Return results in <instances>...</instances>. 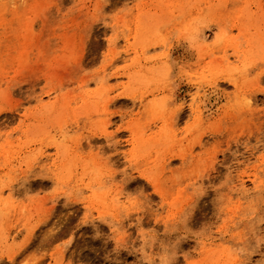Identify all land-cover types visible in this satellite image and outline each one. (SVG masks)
<instances>
[{
  "label": "rangeland",
  "instance_id": "rangeland-1",
  "mask_svg": "<svg viewBox=\"0 0 264 264\" xmlns=\"http://www.w3.org/2000/svg\"><path fill=\"white\" fill-rule=\"evenodd\" d=\"M0 264H264V0H0Z\"/></svg>",
  "mask_w": 264,
  "mask_h": 264
},
{
  "label": "bare ground",
  "instance_id": "bare-ground-1",
  "mask_svg": "<svg viewBox=\"0 0 264 264\" xmlns=\"http://www.w3.org/2000/svg\"><path fill=\"white\" fill-rule=\"evenodd\" d=\"M116 71H117V70H116ZM38 80H39V79H38ZM38 80H35V81H33L32 83L35 84L34 82H36V81H38ZM50 90H51V89H50ZM126 96H127V95H126ZM181 110L183 111V107L181 108ZM176 111H177L176 115L180 113V112H178V110H176ZM179 111H180V109H179ZM182 111H181V112H182ZM176 115H175V116H176ZM179 115H180V114H179ZM179 115H177L178 118H180V116H181V115H180V116H179ZM175 118H177V117H175ZM107 138H108V137H107ZM202 141H204V140H201L200 142L202 143ZM110 142H112V141L110 140ZM110 142H109V140H108V143H110ZM119 142H120V141H119ZM112 143H113V142H112ZM112 143H110V144H112ZM205 143L207 144V141H205ZM203 144H204V142H203ZM203 144H202V145H203ZM114 145H115V144H114ZM114 145H112V146H114ZM191 145H192V144H191ZM197 145H198V144H197ZM202 145H201V147H203ZM115 146H116V145H115ZM204 146H205V145H204ZM117 147H118V146H117ZM114 148H115V147H114ZM191 148H192V147H191ZM193 148H194V146H193ZM193 148H192V149H193ZM203 149H205V148L203 147ZM201 150H202V149H201ZM202 151H203V150H202ZM186 152H187V151H186ZM187 153H188V152H187ZM198 153H199V152H198ZM201 154H203V153H201ZM205 154H206V153H205ZM205 154H204V155H205ZM197 155H198V154H197ZM187 156L189 157L188 154L186 155V157H187ZM186 157H185V158H186ZM188 157H187V158H188ZM190 157H191V155H190ZM190 157H189V159L193 160L192 157H191V158H190ZM185 158H184V160H185ZM187 158H186V159H187ZM194 158H195V157H194ZM195 159H196V158H195ZM209 159H210V158H209ZM209 159H208V162H210ZM184 160H183V162H184ZM201 160H203V159H201ZM204 160H205V159H204ZM205 161H206V160H205ZM195 162L197 163V161H195ZM185 163H188V162L185 161L184 164H185ZM190 163H191V162H190ZM196 163H194V165H193V166L195 167V170H196V166H195ZM198 163H199V162H198ZM198 163H197V164H198ZM204 163H205V162H204ZM181 164H182V161H181ZM188 164H189V163H188ZM197 164H196V165H197ZM206 164H207V161H206ZM206 164H204V165H206ZM208 164H209V163H208ZM202 165H203V164H202ZM186 166H187V165H186ZM189 166H191V165L189 164ZM194 167H193V169H194ZM201 167H202V166H201ZM207 167H208V166H207ZM207 167H206V168H207ZM183 168H184V167H183ZM186 168H187V167H186ZM197 168H198V167H197ZM206 168H205V169H206ZM209 168H210V167H208L207 169H209ZM200 169H201V168H200ZM205 169H204V170H205ZM191 170H192V169H191ZM195 170H194V171H195ZM197 170H198V172L200 171V173H202V172H201L202 170H199V169H197ZM187 171H188V170H187ZM194 171H192V174L195 175V173H193ZM208 171H209V170H208ZM208 171H207V172H208ZM205 172H206V170H205ZM209 172H210V171H209ZM200 173H198L197 176H198V175L200 176V175H201ZM189 174H190V172H189ZM203 174H206V176H204ZM203 174H202L203 178L208 179V178H206V177H207V175H208L209 173H208V174H207V173H203ZM187 175H188V174H187ZM194 175H193V176H194ZM202 176H200V177L202 178ZM208 177H210V176H208ZM192 178H193V177H192ZM195 178H196V176L194 177V179H195ZM189 180H190V179H189ZM203 180H204V179H203ZM180 182H182V181H180ZM203 182H204V181H203ZM189 184H190V183H189ZM189 184H188V185H189ZM190 185L193 186V183L190 184ZM185 187H187V186H185ZM184 190H185V189H184ZM186 190H187V189H186ZM182 192H184V191H182ZM188 192H189V191H188ZM165 193H166V192H165ZM184 193H185V192H184ZM184 193H183V194H184ZM162 194H164V193H162ZM184 195H185V194H184ZM184 195H183V196H184ZM191 195L193 196V194H191ZM161 197H162V196H161ZM191 198H192V197H191ZM189 199H190V198H189ZM189 199H188V200H189ZM190 200H191V199H190ZM182 204H183V203H182ZM185 205H186V207H187V206H189L190 204H189V205H188V204H185ZM183 209H185V208H183ZM256 240H257V238H256ZM256 242H258V241H256ZM256 244H257V243H255V244L253 243V245H256ZM258 244H260V242H258ZM258 244H257V245H258ZM258 246H259V245H258ZM246 247H247V246H246ZM251 247H253V246H251ZM259 247H262V246L260 245ZM259 247H257V248H259ZM253 248H256V246H254ZM247 249H249V247H247ZM260 249H261V248H260ZM256 250H257V249H255V252H256ZM252 251L254 252V250H252ZM257 251H258V250H257ZM250 253H251V252H250Z\"/></svg>",
  "mask_w": 264,
  "mask_h": 264
}]
</instances>
